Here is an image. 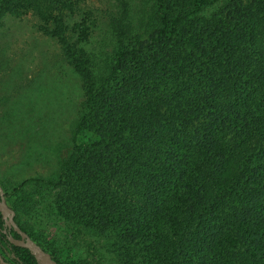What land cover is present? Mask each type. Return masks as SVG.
Masks as SVG:
<instances>
[{"label":"trees","instance_id":"trees-1","mask_svg":"<svg viewBox=\"0 0 264 264\" xmlns=\"http://www.w3.org/2000/svg\"><path fill=\"white\" fill-rule=\"evenodd\" d=\"M83 1L0 0L82 97L55 176L22 184L117 264H264V0H121L96 40Z\"/></svg>","mask_w":264,"mask_h":264},{"label":"rangeland","instance_id":"rangeland-1","mask_svg":"<svg viewBox=\"0 0 264 264\" xmlns=\"http://www.w3.org/2000/svg\"><path fill=\"white\" fill-rule=\"evenodd\" d=\"M134 1V7L147 0ZM122 14L121 0H84L76 17L96 20L94 39L107 35L110 21ZM113 17V18H112ZM94 41V40H93ZM78 79L58 43L39 31L31 14L0 19V185L55 247L92 264H117L92 246L84 232L56 216L51 194L41 181L51 179L71 148L81 101Z\"/></svg>","mask_w":264,"mask_h":264},{"label":"flooded vegetation","instance_id":"flooded-vegetation-1","mask_svg":"<svg viewBox=\"0 0 264 264\" xmlns=\"http://www.w3.org/2000/svg\"><path fill=\"white\" fill-rule=\"evenodd\" d=\"M1 186V185H0ZM2 187V186H1ZM1 204H4L1 207ZM22 203L2 187L0 192V264H84L59 251L53 242L39 231L21 209ZM38 246L46 256L37 258L27 243Z\"/></svg>","mask_w":264,"mask_h":264},{"label":"water","instance_id":"water-1","mask_svg":"<svg viewBox=\"0 0 264 264\" xmlns=\"http://www.w3.org/2000/svg\"><path fill=\"white\" fill-rule=\"evenodd\" d=\"M0 192H2L1 186H0ZM3 206H4V204H1V207H3ZM26 246H28L30 248V250L35 254V256L37 258L43 259L46 256V254L43 253L42 250L38 246H36L35 244L29 242L26 244Z\"/></svg>","mask_w":264,"mask_h":264}]
</instances>
